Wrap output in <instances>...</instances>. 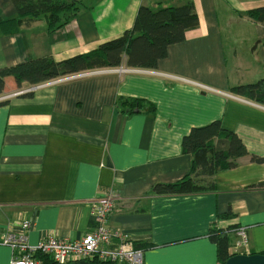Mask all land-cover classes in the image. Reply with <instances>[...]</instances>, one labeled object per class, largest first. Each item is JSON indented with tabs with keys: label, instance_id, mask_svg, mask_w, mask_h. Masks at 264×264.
<instances>
[{
	"label": "crops",
	"instance_id": "crops-1",
	"mask_svg": "<svg viewBox=\"0 0 264 264\" xmlns=\"http://www.w3.org/2000/svg\"><path fill=\"white\" fill-rule=\"evenodd\" d=\"M77 1V13L51 31L43 17L12 32L0 26V67L90 52L130 28L141 5L191 2L198 23L155 68L44 84L0 104V264L12 254L3 238L19 233L23 220L31 222L30 245L48 235L80 239L92 228L90 204L108 192L107 224L141 246L143 264H219L213 235L220 231L232 255L264 253V162L251 159L264 157V104L231 90L264 76V21L244 14L264 0ZM16 15L11 0H0V18ZM29 85L7 77L0 96ZM134 98L154 109L117 107ZM214 120L248 154L217 171L211 190L153 193L190 171L182 138ZM238 227L246 246H234Z\"/></svg>",
	"mask_w": 264,
	"mask_h": 264
},
{
	"label": "trees",
	"instance_id": "trees-1",
	"mask_svg": "<svg viewBox=\"0 0 264 264\" xmlns=\"http://www.w3.org/2000/svg\"><path fill=\"white\" fill-rule=\"evenodd\" d=\"M17 15L13 18H0V26L5 32L19 29L23 23L43 17L46 28L51 31L73 17L81 7L77 0H11ZM249 18L264 21V5L247 9ZM198 17L191 2L181 5H167L151 8L139 6L133 24L123 33L100 43L95 49L72 57L55 61L43 56L0 67V94L3 92L7 77L15 84L36 85L56 77L77 73L87 69L114 67L125 64L128 67L155 68L159 59L167 54L171 44L185 39V32L197 26ZM231 90L249 99L264 104V76L255 82L231 87ZM30 92L23 93L29 95ZM7 100H1L0 104ZM117 107L129 111L144 109L152 111L154 106L143 99H119ZM182 149L192 157L190 171L182 178L171 183H157L152 187L155 194H184L213 189L212 176L219 170L235 167L239 157L248 154L242 140L233 132L222 127L219 120L192 127L182 138ZM251 159L264 162V157L251 155ZM264 186V182L260 184ZM215 232V230H214ZM217 244V261L224 264L229 256V236L226 232L213 235ZM142 250L141 246L133 245ZM40 255V254H39ZM42 256V264L53 262ZM92 264H102L91 260ZM71 264V263H68Z\"/></svg>",
	"mask_w": 264,
	"mask_h": 264
},
{
	"label": "built area",
	"instance_id": "built-area-1",
	"mask_svg": "<svg viewBox=\"0 0 264 264\" xmlns=\"http://www.w3.org/2000/svg\"><path fill=\"white\" fill-rule=\"evenodd\" d=\"M133 69L120 64L114 67L87 69L77 73L66 74L45 83L29 85L16 93L0 96V101L20 93L34 90L44 84L57 83L76 77L105 73H126ZM113 194L108 192L90 204V219L92 228L80 239L71 240L48 235L35 245L27 242L25 231L30 227L29 220L20 223V232L3 238V242L10 245L12 254L9 264H42L35 255L48 257L52 264H68L79 260H96L102 264H143L142 250L134 248L127 236L119 230L112 229L108 224V216L113 206ZM235 247L247 244L246 229L238 227L235 231Z\"/></svg>",
	"mask_w": 264,
	"mask_h": 264
},
{
	"label": "water",
	"instance_id": "water-1",
	"mask_svg": "<svg viewBox=\"0 0 264 264\" xmlns=\"http://www.w3.org/2000/svg\"><path fill=\"white\" fill-rule=\"evenodd\" d=\"M71 264H92L88 260H79ZM224 264H264V253L233 254L228 257Z\"/></svg>",
	"mask_w": 264,
	"mask_h": 264
}]
</instances>
